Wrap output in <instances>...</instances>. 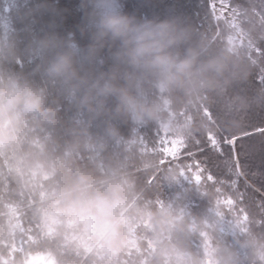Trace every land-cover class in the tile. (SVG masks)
<instances>
[{
  "label": "clouds",
  "instance_id": "9594fccd",
  "mask_svg": "<svg viewBox=\"0 0 264 264\" xmlns=\"http://www.w3.org/2000/svg\"><path fill=\"white\" fill-rule=\"evenodd\" d=\"M221 8L0 0V264H264V0Z\"/></svg>",
  "mask_w": 264,
  "mask_h": 264
},
{
  "label": "trees",
  "instance_id": "16d2710c",
  "mask_svg": "<svg viewBox=\"0 0 264 264\" xmlns=\"http://www.w3.org/2000/svg\"><path fill=\"white\" fill-rule=\"evenodd\" d=\"M132 2V0H130ZM210 0H204L205 6L209 4ZM223 3V0H216V4L220 6L218 10H223L221 8V4ZM260 77H257V80H259ZM252 140L257 139L256 137H252ZM210 145H214L217 150H219L222 146L218 141L215 139L209 138V143H197L193 142L191 145L186 146L185 144H173L175 145V148H172V144L168 145V148L170 151H172V154L179 153L181 156H183L185 159H188L190 163H196L200 161L202 158H209V163H211V148ZM240 141H237V151H242L240 148ZM248 180L252 181L250 185L247 186V192L251 194L255 201H264V184H261L258 180L253 181L252 177L249 176ZM240 184L243 185V179L240 180Z\"/></svg>",
  "mask_w": 264,
  "mask_h": 264
},
{
  "label": "rangeland",
  "instance_id": "374dc122",
  "mask_svg": "<svg viewBox=\"0 0 264 264\" xmlns=\"http://www.w3.org/2000/svg\"><path fill=\"white\" fill-rule=\"evenodd\" d=\"M220 6H218V4L216 5V9L218 10V8H219ZM221 12H223V10H220ZM172 148H175V145H173L172 144ZM170 152H172V151H170Z\"/></svg>",
  "mask_w": 264,
  "mask_h": 264
}]
</instances>
